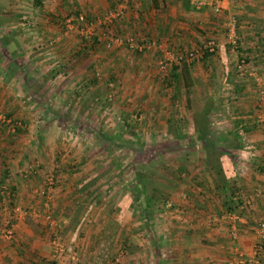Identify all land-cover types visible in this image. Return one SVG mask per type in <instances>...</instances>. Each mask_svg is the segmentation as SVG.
Returning a JSON list of instances; mask_svg holds the SVG:
<instances>
[{
	"label": "crops",
	"instance_id": "0c3cea01",
	"mask_svg": "<svg viewBox=\"0 0 264 264\" xmlns=\"http://www.w3.org/2000/svg\"><path fill=\"white\" fill-rule=\"evenodd\" d=\"M118 1L0 0V108H5L4 115H14L20 101L45 107L50 100L54 106L61 91H71L72 86L57 84L52 86L57 88L43 92L49 95L45 100L39 96L41 88L36 91L24 78L26 74H40L42 81L53 74L72 76L82 86L77 91L88 96L65 98L64 103L85 112L80 116L83 123L91 115L86 108L102 97L103 89L106 94L105 83L102 88L95 77L97 67L101 68L113 78L106 85L114 82L125 94L131 91L140 95L134 103L141 109L137 116L132 115L135 121L128 110H120L119 121L126 134L167 140L159 142L163 148L153 150L156 155L169 154L167 167H163L169 173L167 179L161 182L160 178L151 188V206L145 216L134 212L136 219L131 221L128 216L132 212L127 208L120 227L112 233L106 220L113 211L100 206V199L116 204L123 193H99L97 187L101 181L108 187L115 181L127 183L131 166L126 162L87 164L78 154L68 167L61 163V155L53 159L51 151L42 168L31 169L28 148L23 146L16 153V140L11 143L6 134L13 129L7 127L0 137L9 140L0 144V231L10 221L13 236L3 238L0 234V264H61V259L50 255L48 235L55 229L47 226L50 223L42 216L46 208L57 222L62 221L57 231L66 251L76 253L81 264H230L233 248L245 256L257 242H261L257 257L264 264V237L254 229L256 223L264 221V118L258 120L264 111V82L260 80L264 76V0H220L218 12L207 0H127L123 13L116 17H121L123 32L133 33L131 27L138 25L144 33L137 31V41L151 40L153 44L140 49L125 45L105 48L93 37L104 36L117 21H103L99 13ZM69 4L72 11L85 13L89 31L83 29V23L77 24L81 25L79 30H67L61 20H56L68 14L65 9ZM132 6L143 17L137 24L133 19L125 22L134 13ZM32 10L36 11L34 19L30 17ZM228 16L235 18L234 44L226 36ZM207 38L214 40V50L190 59L184 55L165 71L157 68L155 60L162 51L184 54ZM238 58L244 59L246 71L235 70ZM35 79L38 83L39 78ZM18 88L28 91L23 100L16 96ZM0 121L4 122L2 117ZM132 121L145 126L131 128L128 123ZM34 131L25 134L30 146L45 133L49 140V129ZM42 147L45 156L44 141ZM47 168L57 172L59 185L45 199L38 198L33 191L40 186V172ZM69 168L71 172L66 171ZM114 170L121 171L120 179L112 174ZM137 171H145V167ZM229 197L237 202L234 238L230 236L231 222L222 215V201ZM167 201L171 207L164 211ZM146 217L144 225L139 218Z\"/></svg>",
	"mask_w": 264,
	"mask_h": 264
},
{
	"label": "rangeland",
	"instance_id": "374dc122",
	"mask_svg": "<svg viewBox=\"0 0 264 264\" xmlns=\"http://www.w3.org/2000/svg\"><path fill=\"white\" fill-rule=\"evenodd\" d=\"M144 6H146V4H144ZM132 8L134 7L132 6ZM65 10H68V14L56 20H61L63 24L65 25V27L67 28V30L68 29L79 30L81 25L80 27H78L74 23L66 21L67 19L72 20V18L76 15L75 14L76 12L72 11V5L71 4H69V6L67 5ZM106 10L107 9L99 13L100 19H103L102 14ZM145 10L147 11V9ZM35 12L36 11L32 10V12L30 13V17L33 19L36 16L34 15ZM133 12H134L133 15H128V20L127 21L125 20V22L130 23L129 21L131 19H133V22H132L133 24H135L138 21L141 22L139 18L143 19V17L137 13L136 7L134 8ZM120 18L119 19L114 18L116 19L115 21L117 22H115L113 27H111L112 26L111 25L108 28L107 32H105L106 33L105 35H109L112 32H117L114 34H120V33L125 34L121 28L122 20H120ZM87 20L88 19H85V23L83 24H86ZM83 28H85V26H83ZM140 29H141L140 26L133 25L130 29V31H133V33L129 32L128 34H131L135 38L137 31H139ZM145 30L147 29L145 28ZM92 31L94 32L93 28H92ZM140 31L143 32V30H140ZM112 46H117V45H112ZM112 46L103 45V47L105 48H111ZM33 71L36 72L37 69H33ZM61 76L62 75L53 74L47 81H45V79H43L42 81L40 74L39 75L36 73L35 75L34 73L29 74V75L26 74L24 78L30 84L35 85L36 91L37 90L40 91V88H41L42 91L39 93V96L41 98H44L46 100V98L49 97V95H46V93L43 95V92L47 90L49 87L57 88L58 87L57 84H61V85L65 84L66 86H72L70 87L71 91L69 93H66V94H69L70 96L66 97V94L61 91L59 93L58 100L54 102V106H51L53 101L46 100L48 101L50 105L49 104L45 105V107L42 106L41 103L38 106L36 105L34 107H31V104H29V106L27 104L29 103V101H25L26 103H24V101L23 102L20 101V103H18L17 109L14 110L13 112L14 115L8 114L4 122L0 121V137H1V134H3L4 136L5 132L7 131V127L13 129L15 124L20 127L19 131H15L13 129L10 134L7 132L6 134L7 136H10L11 143L12 141L16 140L15 141L16 146H17L16 151H15L16 153H18L20 151L19 149L22 148L23 146H26L28 148L27 149V152H28L27 163L31 165L29 167L31 169L42 168L41 167L42 163L45 164L47 162V159L49 158V154L51 153V151L52 153L54 152L55 158L53 159H57L59 158L58 156L61 155V160H62L61 163L62 164L64 163V166L68 165V167H72V165L74 164L73 160H75L76 158L75 156H77L78 154L80 155L81 160L85 161L87 164L93 162V163L101 164L102 166L103 164H115L116 165V164H124V162H126L129 167L131 166L130 173H129L131 177L127 183L120 184V181H115L116 183H114V186L108 187V186H104L103 181H101L102 185L97 187V190H99V193L104 192V190H105V194H109V195H112L113 193L114 194L118 193V195H121V193H123V199L119 200V202L116 204L115 203L114 204L104 203V199H100V203H99V205L103 206V208L107 207L108 210L113 211L112 217L109 216V219L106 220L107 221L106 227L110 230V232L112 233L116 232L118 227H120L119 221L121 219V216L125 214L124 210H126L127 208L130 207L131 209L130 211H127V212H132V214H129L128 216L131 221L136 219L133 217V214H135L134 212H136L138 217H141L142 213L145 216V213L141 212V208L143 207L142 204H144V198L146 196L148 197L151 188L160 178H161V182H165V180L167 179V175L169 173L163 167H167V165L165 164L166 162H168L167 158L169 154H167V156H162V155H156L153 152L154 148H156L157 146L159 147V149L163 148L162 145L159 144V142L163 143L165 141L167 142V140L165 139L164 140L163 139L162 140L141 139L140 135H137V138L135 136L130 137L127 135L128 133L126 129L123 128L122 122L119 121L120 120L119 116L122 114L120 113V110L122 111L128 110L127 112L131 113V116L134 114H136L135 116H137L136 112H140L141 109H136L137 106L135 107L134 105L137 103L136 101H138V98L140 97V95L137 92H131V91L126 92L125 94L122 88H118L117 86L115 87L114 82H112L113 84L110 86L107 84L109 86L108 88V86L106 85V82L108 80H112L113 78L111 79L110 77H108V75H105V72H103L101 68L98 69V67L96 69L95 77H96V80H98V82L102 84V88H104L103 83H105L106 94H103L105 92V90L103 89L101 91L102 97H97L98 99L96 98V101H94L95 102L94 105L86 108V110L89 111L91 115L86 116L84 120L82 121L83 123H80V116H84L85 112L82 113L81 110L78 107H76V105L72 107L65 106L66 103H64L65 101L64 99L65 98L66 99L67 98H71V99L77 98V96L79 97L80 95H83L84 98H87L88 94L86 92L77 91L78 88L82 89V86L77 84L78 81H76L75 83V79L72 78V76H62V77ZM37 77L39 78L38 83L35 81L36 80L35 78ZM45 78H48V77H45ZM40 82L42 83L41 85H39ZM1 83L4 84V82H1ZM56 85L57 87H52ZM61 85H59V87ZM42 88H44V90ZM27 92L28 91H25L23 89L21 90L20 88H18L17 95H16V96H19L20 98L18 100H23L24 97H26L25 94H28ZM83 96L81 98H83ZM26 104H27V107H26ZM122 107L124 108L121 109ZM0 110H1L0 114L5 113V108L2 107L0 108ZM128 113H123V114H127L128 116ZM40 117L44 118L43 122L40 121ZM35 118L38 121L37 120L35 121ZM131 118L134 120L135 117L132 116ZM46 119L49 120L50 122L45 121ZM29 122L32 123L33 127L29 126L30 125ZM128 126H131V128H135L136 126H140V127L145 126V124L130 122L128 123ZM36 129H38V131L42 130L41 132H45L46 130L49 129L51 131V134L49 135V140L47 138V135H45L46 134L45 133L42 136V138H40V136L36 138V141L33 144V146H30L28 144V141L26 140L29 138L27 135L25 136V134L28 132L32 133V131L36 132ZM127 130L129 129L127 128ZM4 139H5L4 137L0 138V144L3 141L5 143L6 141H9L8 139L6 140ZM42 139L44 141L45 146L47 147L45 156L42 151V148L44 147V146L42 147V142H43ZM30 140L34 141V138ZM5 143H2V144H5ZM1 146H4V145H1ZM32 148H34L35 151ZM32 153L36 155H33ZM50 157H52V155ZM171 159H172V156H171ZM25 162L26 160L24 157V163ZM143 166L145 167V171H137V168H142ZM157 166H159L161 170L160 169L156 170ZM153 167L154 169H152ZM26 168L29 169L28 167ZM70 169L71 168L67 169L66 171L71 172L72 169L71 170ZM20 171H21V174H23V172L27 173V170L26 171L20 170ZM30 172L34 173L32 171ZM56 173L57 172H54L53 170L49 168H47V170H45L44 172H40V180H39L40 186H36L35 188L36 190L33 191V194L37 196L38 198L44 197V199L45 197L50 195L51 194L50 191L52 190V188H54L55 185H59V180H57V178L59 179V177L55 176L57 175ZM140 173H142L141 176H140ZM100 174L101 176L104 175V169L100 170ZM112 174L117 175L118 179H120V176H122L121 171H118V170L112 171ZM24 178H27V176H25ZM126 184H128L127 185L128 187L126 186ZM126 189H128L127 193H126ZM159 200H163V198ZM170 204L171 203L168 201L165 202L166 206H163V210L167 211L171 207ZM91 205L93 204L91 203ZM45 210L46 211L42 213V216L46 222L50 223L47 226H53L55 229L52 233H50V235H48L49 243H50V238L53 236L52 234H55L59 238L60 244H62L63 246V253L58 256L53 255V251L51 247V253H50L51 258L58 259V260L61 259L62 260L60 261L61 264H66L70 255L75 256L77 260L78 255L76 253L74 252L70 253L66 251L64 241L59 231H57V228L62 224V221L57 222L56 217L53 216V214L49 212V208L48 209L46 208ZM145 210L147 211L148 208H146ZM147 219L148 217H146V219L139 218V220L143 222L144 225H146L148 221ZM123 221H126V219ZM160 222L162 223L163 221H160ZM9 226L12 228V224H10ZM0 234L3 238H12L13 230H12V235L10 237L3 236L2 231H0ZM78 264H81V263L78 261Z\"/></svg>",
	"mask_w": 264,
	"mask_h": 264
},
{
	"label": "built area",
	"instance_id": "2783aa9c",
	"mask_svg": "<svg viewBox=\"0 0 264 264\" xmlns=\"http://www.w3.org/2000/svg\"><path fill=\"white\" fill-rule=\"evenodd\" d=\"M197 0L196 2H198ZM212 7V10L214 12H218L221 10L220 0H207ZM127 0H119L115 5L108 8L105 12H103L102 17L103 21H110L111 19H114L118 17L126 8ZM85 15L81 12L76 13V15L72 18V20L67 19L66 21L74 23L76 26L80 23H85ZM86 27L83 29H86V31H89L90 28ZM235 18L233 16H228L226 20V36L228 41L231 44L235 43ZM96 41L102 43L104 46H112V45H125L130 49H140L142 47L149 48L152 46L153 41L151 40H144V42H138L134 36L131 34H109L104 36H97ZM215 48V42L212 38H207L202 45L195 47L191 50H187L184 54H178L174 53L172 50H164L162 51L155 60V64L157 68L161 71H165L166 68L170 67L171 64L175 62H179L182 57L185 55L187 58H195L197 56H200L204 51H212ZM235 70L236 71H246L245 69V61L243 58H238L235 63ZM264 82V76L260 79ZM263 93V92H262ZM0 117H2L3 120H6V116L4 114H1ZM264 118V111L261 112L258 115V120H262ZM262 160V171L264 173V152L261 156ZM51 183V182H50ZM42 191V190H41ZM19 209V208H17ZM228 221L231 222V229H230V236L232 238L235 237V227L234 223L235 220L238 219V215L231 211H225L222 214ZM48 217V216H46ZM8 224V223H7ZM5 225L3 227L2 234L5 237H10L12 235V228L8 225ZM255 232L257 235L262 238L264 237V221H259L256 223L255 226ZM53 236L50 238V245L52 247L53 255L58 256L63 253V246L59 242V238L57 235L52 234ZM261 247V242H257L255 244V247L253 248L252 252L248 255H243V253L240 250H234L233 248V258L230 260V264H260L259 257H257V251ZM66 264H78V261L76 260L75 256L70 255L69 259L67 260Z\"/></svg>",
	"mask_w": 264,
	"mask_h": 264
},
{
	"label": "trees",
	"instance_id": "16d2710c",
	"mask_svg": "<svg viewBox=\"0 0 264 264\" xmlns=\"http://www.w3.org/2000/svg\"><path fill=\"white\" fill-rule=\"evenodd\" d=\"M113 6V5H112ZM76 14V13H75ZM93 39H94V41H96V37H93ZM207 53V52H206ZM40 100V99H39ZM7 116H8V114H6ZM5 115V116H6ZM6 116V117H7ZM124 122H125V120H124ZM125 125H127V123L125 124ZM15 131H19L20 130V127L19 126H17L16 124L14 125V128H13ZM151 195H154V192H153V190L151 191ZM155 195H157V194H155ZM150 195H148V197L146 196L145 198H144V204H142L143 205V207L141 208V212H145V209L146 208H149V206H151V201H150V197H149ZM230 196H231V194H230ZM236 204H237V202H234L232 199H231V197H229V199L228 200H224V201H222V208H223V210H225V211H228V212H231V211H233V210H235V208H236ZM264 246V245H263Z\"/></svg>",
	"mask_w": 264,
	"mask_h": 264
}]
</instances>
